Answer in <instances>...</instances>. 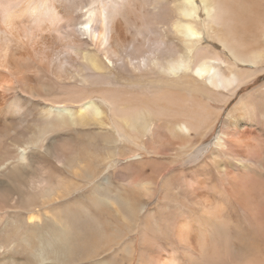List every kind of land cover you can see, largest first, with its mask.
<instances>
[{
    "label": "bare ground",
    "instance_id": "bare-ground-1",
    "mask_svg": "<svg viewBox=\"0 0 264 264\" xmlns=\"http://www.w3.org/2000/svg\"><path fill=\"white\" fill-rule=\"evenodd\" d=\"M154 1L146 12L147 0H0V264H92L111 237L112 253L129 244L134 229L125 220L143 222L148 213L127 190L150 191L151 181L136 177L152 162L137 156L159 153L146 144L159 132L175 147L164 154L208 175L180 179L190 215L175 200L156 237L154 228L142 230L150 245L141 247L140 264H264V85L239 97L213 147L202 146L231 99L264 74L256 38L263 19L247 13L243 37V0ZM210 31L224 51L206 41ZM115 152L141 165L119 195L109 180L97 183L114 168ZM206 176L221 182L219 196L238 206L248 230L210 201L218 189ZM169 178L178 190L179 177ZM84 184L100 210L82 229L74 211L53 205ZM170 206L163 190L158 207ZM120 259L127 261L123 251Z\"/></svg>",
    "mask_w": 264,
    "mask_h": 264
},
{
    "label": "rangeland",
    "instance_id": "rangeland-1",
    "mask_svg": "<svg viewBox=\"0 0 264 264\" xmlns=\"http://www.w3.org/2000/svg\"><path fill=\"white\" fill-rule=\"evenodd\" d=\"M149 2H150V0H147V3L149 6L148 5H146L147 7L145 6L146 12H147V10H148V12L152 10V6H153V3L155 1L152 0L150 3ZM252 5H255V6L252 7ZM254 12H255V16L259 15V13H257V12H260V15L258 17L259 18L261 17L260 19H263L261 21H263V23H264V0H262V1L261 0H243V6H241V8L239 9L237 16H236V19H237V22L239 25V29L237 30V33L240 36L244 37L246 35V31L244 30V26L246 25V22H247V19H246L247 13H250L251 15H253ZM79 14L82 15L81 12L80 13L78 12V15ZM84 19L85 18H82V20H84ZM161 30L164 31V27L158 29V31H161ZM160 35H162V31H161ZM214 35L215 34L212 33L211 31L207 34L208 39L206 41L210 45H218L217 41H215V39L213 38ZM86 38L87 37H83L84 40H86ZM256 38L259 40V42H262L264 44V36L263 35L258 34V35H256ZM250 40H248V42H250ZM86 41L88 42V40H86ZM172 41L175 44H177L174 40H172ZM177 46H178V44H177ZM218 46H220L221 50L224 51V49H225L224 46H222V45H218ZM260 49L264 53V45H262V47ZM109 68H112V66L109 65ZM124 73H126V72L122 71L121 69H116L113 72V74L116 75V77L119 79H123L125 77ZM261 85H264V74L258 76L254 82L246 85L247 87H243V89L240 90V92H238V94L231 99V101L224 108V111H223L224 114L222 113L223 115L221 116L219 122L212 129V131L208 135H206V137L202 140V146L206 145L210 149L213 147L214 141H215V138H216L218 132L220 130H222V126L225 122V115L228 113V111H230L232 109V107L238 101L239 97L241 98V97L245 96L249 91H251L254 88L259 87ZM206 102L207 103L211 102L213 104L212 107L214 109L218 108L217 104H215L216 103L215 100H209ZM147 138L150 139V135H148ZM166 141H167L166 135L163 132H159L153 140H151L149 143H146V144H150L153 150H157L156 153L159 152L158 154H152V156H148L147 153H144L142 151L138 152L139 155L137 156V160L139 163H141L142 165H146L147 164L146 162L150 161V162H152V165L150 167L145 166L142 169L141 175L137 176L136 178L139 179V181H141V180L146 181V182L151 181V182H149V183H151V185H150V191L146 194V196L144 195L143 197L138 196L139 194H142L141 190H138V191L133 190V189L127 190V197L132 196L135 199L137 198L139 201V204L140 205L142 204L141 205L142 207L144 205L146 212L148 213V216L146 217V219L143 222H142V220H143L142 216L140 217V219H139L140 222H138V223L135 222L133 219L125 220V223L128 226H130L132 229H134L133 232H131L130 234H127L124 237L125 243L132 242V250L134 249V251L136 253V256L134 254L135 258L132 259V261H130V264H140L141 259H142L141 255L139 253V252H141V247L143 245L144 246L150 245V244H147L146 242H141V231L146 229V228H154L155 231H154L153 236L156 237V233L163 230V228H164L163 224H164V221H166V219H167V216L169 214L170 209L176 208L177 205L176 206L174 205L175 200H177V203H179V199L182 200V202L184 204L185 211H187L189 209L191 211V208H190L191 203H190L189 197L184 198V196H182L183 190H184L183 189L184 185L180 181V179H182L184 181H187L188 179L189 180L190 179L199 180L200 178H202V175L204 174V172L207 173L205 170L202 171L201 169L198 170L197 174H194L190 171H185V170H187V168H189V167H187V166L185 167L183 165L186 161L185 159L184 160L183 159L178 160L177 156L172 155L170 152L166 153V154L163 153V152H167L168 148L169 149H175V147L173 145H170L169 143L167 144ZM124 145H125V143L123 142L122 146H124ZM162 148H164V149H162ZM94 154L95 153L91 154V160H92L91 165H92V167H94L95 162H96V160H94V158H93ZM207 155H209V152L207 153ZM101 157L102 156L99 154L98 158L100 159ZM124 158L120 157L117 154V152L114 153V156H113L114 168L108 172V175H107L108 178L104 177L103 178L104 180L102 179V180L97 181L98 186H102V187H103V185L106 186V184H105L106 180H107V182L109 180L110 182H108V184H111V191L113 190L112 192L115 195H119V192H121L122 189H124L126 186H128L132 183V181L134 180L133 176H135L136 174H139V172L141 170V165L137 166L136 164H132L130 162H128L129 165H126V163H123L124 161L122 160ZM153 163H155V164H153ZM162 167H164V169H166V170H163ZM99 172H102V170ZM159 174H161V175L158 176ZM172 175H176L179 177L178 179L175 178L173 180L174 183H178V190H177V186L174 189L168 183L165 182V180L167 178L170 179L169 177H171ZM180 175H182V176L180 177ZM194 175L197 177H195ZM207 175H208V173H207ZM160 179H163V180L160 181ZM157 183H158V188L156 186ZM213 183L216 185V187L218 189L217 190L218 193H214L215 197H212L213 198L212 200L208 197L207 198L216 204L217 203L218 204L223 203V206H226L229 209V211L231 213H233V218L235 219V222H236V228L240 227V228H245L248 230L249 226L247 224V221L245 220V217L242 215L243 213L242 212L240 213V209L238 208V206L235 203L233 204L232 200H230L226 197H224V199H221V196L223 195V189H222L221 182L214 177L210 178L209 176H206V184L205 185H207L209 187ZM81 187H82L81 190L75 192L71 196L66 197V199L58 200L57 204L53 205V207H56L57 209L62 208V210L69 208L70 211H72V212L74 211L78 216H80L83 219V224H82L81 228L84 229V225L90 219H96V218L91 217L92 211H94V210L99 211L100 207H96L94 209L93 205L89 201L90 199L88 197H89V195H91L93 193L91 187H88L87 185H85V187H83V185H82ZM163 190H165V192H166L167 201L169 203H171L170 208H167V209H163V208L158 207V202H159V199L161 197V193ZM208 192H210L209 193V197H210V195L212 194V192L210 191V188H208L207 193ZM221 193H222V195L219 196V194H221ZM92 195L97 197L94 193ZM134 195L136 197H134ZM207 196H208V194H207ZM113 201L110 202L111 207H112ZM229 204H231V205H229ZM221 205L222 204H220L219 206H221ZM115 210H116V207H115ZM190 211H187L186 213H188L190 215ZM115 212L117 214V210ZM102 220H99V221L101 222ZM25 221L26 220H24V219L17 220V222H19V223H21V222L25 223ZM243 223H244V226H242ZM84 233H86V231ZM235 235H237L236 232H235ZM153 236H152V242H153V238H154ZM115 239H116L115 237H111V239L108 243L97 246L96 250L103 252V255H102V258L100 257L101 258L100 260L98 259L96 262H93L92 264H97V263L98 264H109L110 262H112V249L113 248H112L111 244L113 243V241ZM154 240H155V238H154ZM157 241H158V243L160 242L162 245H164V239L157 240ZM157 247L159 248V246H157ZM117 263L122 264L123 261L120 260V262H117Z\"/></svg>",
    "mask_w": 264,
    "mask_h": 264
},
{
    "label": "crops",
    "instance_id": "crops-1",
    "mask_svg": "<svg viewBox=\"0 0 264 264\" xmlns=\"http://www.w3.org/2000/svg\"><path fill=\"white\" fill-rule=\"evenodd\" d=\"M130 248H131V244L129 242V244H127L126 246L124 245V246H122L121 249H118L116 252L114 251L112 253V262H110L109 264H120V263H117V262H120V260H121L120 259L121 258V251H123L124 255H126V258H127V261H126L125 264H128V263L130 264V261H132V257L130 255Z\"/></svg>",
    "mask_w": 264,
    "mask_h": 264
}]
</instances>
